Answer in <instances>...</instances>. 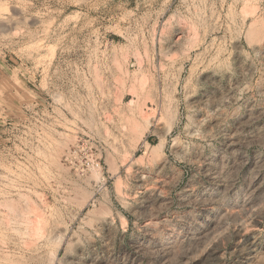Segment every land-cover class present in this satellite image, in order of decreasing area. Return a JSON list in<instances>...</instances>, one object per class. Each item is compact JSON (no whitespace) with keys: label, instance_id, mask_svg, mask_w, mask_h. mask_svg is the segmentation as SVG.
<instances>
[{"label":"rangeland","instance_id":"1","mask_svg":"<svg viewBox=\"0 0 264 264\" xmlns=\"http://www.w3.org/2000/svg\"><path fill=\"white\" fill-rule=\"evenodd\" d=\"M0 231V264H264V0H0Z\"/></svg>","mask_w":264,"mask_h":264},{"label":"bare ground","instance_id":"2","mask_svg":"<svg viewBox=\"0 0 264 264\" xmlns=\"http://www.w3.org/2000/svg\"><path fill=\"white\" fill-rule=\"evenodd\" d=\"M8 22H9V21H8ZM1 225H2V224H1ZM9 225H10V224H9ZM9 227H10V226H9ZM3 229H4V228H3ZM7 229H8V228H7ZM7 229H6V230H7ZM11 229H13V228H11ZM14 229H15V228H14ZM14 229H13V230H14ZM15 230H16V229H15ZM15 230H14V231H15ZM16 231H18V230H16ZM0 232H1V231H0ZM0 234H1V233H0ZM3 256H4V255H3ZM7 256H8V255H7ZM0 259H1V258H0ZM2 259H3V258H2ZM4 259H5V258H4ZM6 259H7V258H6ZM8 260H9V259H8ZM3 262H4V261H3ZM5 262H6V260H5ZM0 263H1V262H0ZM2 264H3V263H2ZM5 264H7V263H5Z\"/></svg>","mask_w":264,"mask_h":264}]
</instances>
